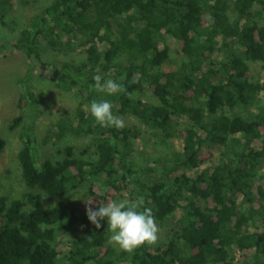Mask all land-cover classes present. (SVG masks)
I'll list each match as a JSON object with an SVG mask.
<instances>
[{
    "label": "trees",
    "instance_id": "obj_1",
    "mask_svg": "<svg viewBox=\"0 0 264 264\" xmlns=\"http://www.w3.org/2000/svg\"><path fill=\"white\" fill-rule=\"evenodd\" d=\"M9 3L0 0V24ZM263 15L264 0H50L16 38L0 40V51L29 58L46 48L83 58L53 66L50 78L79 96L59 135L91 137L95 155L66 145L59 159L39 163L31 128L22 135L17 160L25 185L62 201L41 207L32 194L10 203L0 195V264H264ZM167 39L180 54L172 69L164 68L171 61ZM252 62L260 64L256 79ZM96 74L126 91L98 92ZM144 90L154 102L134 97ZM26 97L34 106L25 91L19 110ZM93 100H108L124 123L135 118L148 138H175L180 149L140 160L135 140L144 131L101 127L88 111ZM4 145L0 138V154ZM81 185L82 199L68 196ZM127 189V200L143 199L168 230L158 245L116 253L107 244V221L97 229L86 208Z\"/></svg>",
    "mask_w": 264,
    "mask_h": 264
},
{
    "label": "rangeland",
    "instance_id": "obj_2",
    "mask_svg": "<svg viewBox=\"0 0 264 264\" xmlns=\"http://www.w3.org/2000/svg\"><path fill=\"white\" fill-rule=\"evenodd\" d=\"M50 0H10L8 9L4 17V24H0V40H12L18 36L20 31L28 24L30 18L45 7ZM259 24L264 23L263 17L258 19ZM162 44V43H161ZM171 50L170 63L164 68H176L179 65L180 54L175 51L174 43L171 39L165 41ZM41 59V60H40ZM82 57L77 53L63 55L58 51L46 48L39 59L26 57L22 51H12L8 48L0 51V138L4 140V149L0 154V195L5 196L7 202L13 200L26 201V196L32 194L39 199L41 207H51L62 199H51L38 189L27 187L21 177V171L17 160V153L22 147V135L31 128L34 141L33 147L40 163L45 159L55 161L61 157V150L66 145H71L76 153L84 150L85 156L94 158V145L91 137L76 135L66 132L59 135L60 120L71 119L75 112L79 96L73 88L66 90L52 81L50 76L52 67H60L65 61L77 63L82 61ZM251 78L256 79L260 70L258 62H252ZM264 78V70L261 73ZM25 91L32 93L35 98L34 106L30 104L26 97L27 104L22 110L18 109L20 96ZM135 98L154 102L151 94L144 90L136 93ZM261 102H264V93L260 94ZM21 116L15 124V118ZM125 126H137L144 134L135 140L137 157L142 159H156L161 155L169 153L171 150L180 149L179 140L172 138L161 142L158 136L146 135V130L135 118L125 121ZM12 127V128H11ZM218 156H214L211 162L203 166H209L217 161ZM202 166V167H203ZM264 173V166L260 168ZM87 187L79 186L71 191L68 196L80 200L84 197ZM129 190H124L115 200L128 198ZM181 210H176L167 218L166 224L172 226L179 218ZM158 227L157 240L153 244L162 243L167 234L166 225L155 221ZM107 232V244L118 253L121 249L115 244L109 243V231Z\"/></svg>",
    "mask_w": 264,
    "mask_h": 264
},
{
    "label": "clouds",
    "instance_id": "obj_3",
    "mask_svg": "<svg viewBox=\"0 0 264 264\" xmlns=\"http://www.w3.org/2000/svg\"><path fill=\"white\" fill-rule=\"evenodd\" d=\"M92 79L95 82L94 88L106 95L126 91L122 84L112 79H103L100 74L94 75ZM88 111L94 122L101 127L122 129L125 126L124 120L113 113V105L108 100H93L88 105ZM143 205V199L136 203L126 199L112 200L95 209L87 207L86 215L97 229L101 227V221L106 220L110 233L109 243L115 244L121 250L132 252L145 243L153 244L157 240L158 227L152 210Z\"/></svg>",
    "mask_w": 264,
    "mask_h": 264
}]
</instances>
